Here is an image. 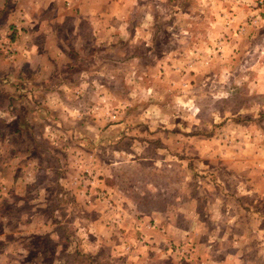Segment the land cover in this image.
I'll return each mask as SVG.
<instances>
[{
    "label": "rangeland",
    "instance_id": "obj_1",
    "mask_svg": "<svg viewBox=\"0 0 264 264\" xmlns=\"http://www.w3.org/2000/svg\"><path fill=\"white\" fill-rule=\"evenodd\" d=\"M73 15L0 27V264H264V0Z\"/></svg>",
    "mask_w": 264,
    "mask_h": 264
},
{
    "label": "crops",
    "instance_id": "obj_2",
    "mask_svg": "<svg viewBox=\"0 0 264 264\" xmlns=\"http://www.w3.org/2000/svg\"><path fill=\"white\" fill-rule=\"evenodd\" d=\"M0 0V27L6 29V26H12L14 23L18 27L25 25L30 26L38 24L39 28L44 29L50 26V28H59L54 26L55 22H62V16L64 14H72L74 17L71 21L74 23L71 29L75 30L80 28L83 22H87L91 25V31H98L99 35L105 34L110 29L125 30V27L118 26L117 23L123 24V15L129 10L134 8L138 0H117L114 2L115 8L107 9L101 4V0H45V6L40 1L43 0ZM61 3L60 11L56 13V8ZM62 12V13H61ZM13 14V15H12ZM61 15V16H56ZM71 17V16H70ZM13 18V19H11ZM116 18V20H114ZM3 19V20H2ZM54 23V24H52ZM125 23V22H124ZM42 24V25H40ZM44 24H46L44 26ZM62 26V25H61ZM93 26V29H92ZM78 27V28H77ZM122 28V29H121ZM1 43V41H0ZM54 41L52 44L56 48L60 47L61 43ZM21 41H15V45L20 46ZM48 45V42H45ZM15 46V47H17ZM25 46L28 50H32L35 46L33 42L25 41ZM23 48V46L21 47ZM28 52V51H27ZM2 55H0V63ZM254 232V231H253Z\"/></svg>",
    "mask_w": 264,
    "mask_h": 264
}]
</instances>
